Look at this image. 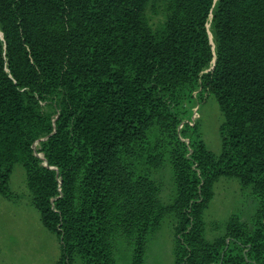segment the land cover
<instances>
[{
  "label": "trees",
  "instance_id": "1",
  "mask_svg": "<svg viewBox=\"0 0 264 264\" xmlns=\"http://www.w3.org/2000/svg\"><path fill=\"white\" fill-rule=\"evenodd\" d=\"M156 1L0 0V196L22 165L57 264H145L167 215L174 264H264V0ZM211 95L219 156L186 122ZM221 178L256 211L209 238Z\"/></svg>",
  "mask_w": 264,
  "mask_h": 264
},
{
  "label": "rangeland",
  "instance_id": "2",
  "mask_svg": "<svg viewBox=\"0 0 264 264\" xmlns=\"http://www.w3.org/2000/svg\"><path fill=\"white\" fill-rule=\"evenodd\" d=\"M162 10V2L158 0L149 10V16L159 19ZM191 110V118L186 122L199 124L208 149L217 156L221 155L220 126L223 119L215 97L211 95L200 104L196 102ZM165 187L163 199L169 202L174 194L169 178ZM10 189L19 196V200L10 201L0 196V264H57L61 254L60 240L55 233L44 227L40 211L30 203L25 170L20 164L13 167ZM214 191L215 197L205 211L209 238L215 234L210 228L213 222L224 224L234 213L248 220L256 211V202L241 193L235 179L221 178ZM174 222L175 219L170 215L164 218L148 245L145 264H174ZM131 255L132 249L121 243L118 263L129 264Z\"/></svg>",
  "mask_w": 264,
  "mask_h": 264
}]
</instances>
